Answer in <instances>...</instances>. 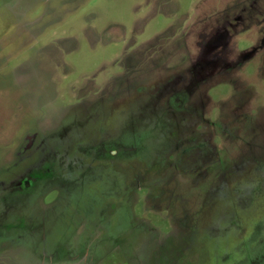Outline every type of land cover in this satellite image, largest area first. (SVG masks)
<instances>
[{
	"label": "rangeland",
	"instance_id": "1",
	"mask_svg": "<svg viewBox=\"0 0 264 264\" xmlns=\"http://www.w3.org/2000/svg\"><path fill=\"white\" fill-rule=\"evenodd\" d=\"M0 264H264V0H0Z\"/></svg>",
	"mask_w": 264,
	"mask_h": 264
}]
</instances>
